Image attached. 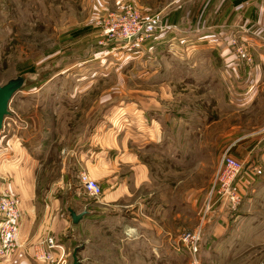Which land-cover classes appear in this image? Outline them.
Wrapping results in <instances>:
<instances>
[{"label": "rangeland", "instance_id": "1", "mask_svg": "<svg viewBox=\"0 0 264 264\" xmlns=\"http://www.w3.org/2000/svg\"><path fill=\"white\" fill-rule=\"evenodd\" d=\"M186 1L190 14H205L208 9V0H0V84L18 75L27 78L11 100L3 130L23 129L29 144L35 140L47 145L48 136L40 132L43 127L59 134L53 160H46L39 170L44 182L55 179L63 168L60 148L72 153L79 137L88 140L103 128L109 136L119 132L123 139L126 131L143 128L141 104L159 98L152 92L161 93L163 88L149 85L147 76L154 77L158 70L156 76L169 82L181 79L176 58L184 60L180 48L185 41L152 40L153 53H146L144 46L151 38L106 41L98 21L109 12L132 7L143 16H157L165 30L166 18ZM212 40L202 38L198 45H211ZM231 45L238 46V40ZM182 81L171 82L173 97L166 105L184 110L182 121L172 123L178 127V141L184 142V165L179 170L166 162L168 180L151 184L153 226L146 231L145 242L142 229H125L127 221H120L117 214L106 218L100 213L104 217L98 223L88 222L86 231L76 234L65 262L57 259L54 264H72L75 248L80 264H264V161L248 162L259 165L262 174L238 181L242 201L235 210L218 201L204 214V201L228 147L227 131L234 123L224 120L216 102H223L222 86ZM85 195L94 207L96 199ZM132 202L123 197L106 206L105 213L126 212ZM197 228L201 234L194 254L180 238Z\"/></svg>", "mask_w": 264, "mask_h": 264}, {"label": "crops", "instance_id": "2", "mask_svg": "<svg viewBox=\"0 0 264 264\" xmlns=\"http://www.w3.org/2000/svg\"><path fill=\"white\" fill-rule=\"evenodd\" d=\"M186 4L187 1L177 5L166 18V29L146 42L164 39L170 42L176 38L185 41L186 45L180 48L184 60L176 58L181 79L191 81L194 86L205 84L224 89L223 102L220 104L221 99L216 102L223 109L224 120L234 123L227 131L229 136L224 146L230 147L231 154L240 160L259 163L261 158L264 161V0H208L207 11L200 15L197 11L190 14ZM202 38H213V44L198 45ZM231 39L238 40L239 45L232 46ZM150 43L144 46L146 53L154 49L155 45ZM239 47L248 49L252 63L240 57L236 52ZM163 70L159 69V73ZM157 72L154 71V77L144 79L149 85L163 88L161 93L152 92L159 98L152 97L141 104L146 117L143 128L139 129L140 122L134 123L139 131H126L123 139L119 132L113 137L102 128L88 140L79 137L72 153L61 147L59 153L63 151V155L59 157L63 168L57 170L55 175L58 176L51 181L47 178L44 182L39 170L46 160L48 163L53 160L57 132L49 127L39 130L42 136H48L47 145L38 141L36 144L34 138L29 144L30 138L23 129L1 132L0 197L4 191L17 195L21 200V217L17 235L20 247L0 257V264H54L60 257L58 250L53 251L52 262L36 257L37 251H50L46 238L52 236L62 243L68 255L69 244L77 239L76 234L86 231L88 222L98 223L104 217L100 213L106 218L117 214L120 221H127L125 229H142L145 242L146 231L153 226L151 184L168 180L166 162L183 169L185 156L184 142L177 139L178 127L172 124L182 121L184 110L168 109L166 105L173 97L169 89L171 82L183 84V81L176 78V82L172 79L169 82L167 78L156 76ZM37 150H42L41 154L46 152L40 156ZM261 152L262 156L258 157ZM162 165L165 168H161ZM82 171L103 187L102 195L94 200L96 205L92 208L84 190L81 191L79 175ZM246 178L248 176L244 175L240 179ZM123 197L133 198L129 204L133 208L119 214L105 213L106 206ZM69 208L77 213L86 211L78 224L73 223ZM1 218L0 214V222Z\"/></svg>", "mask_w": 264, "mask_h": 264}, {"label": "built area", "instance_id": "3", "mask_svg": "<svg viewBox=\"0 0 264 264\" xmlns=\"http://www.w3.org/2000/svg\"><path fill=\"white\" fill-rule=\"evenodd\" d=\"M101 28V36L106 41H144L156 35L162 30L164 24L157 16L147 17L141 15L136 9L129 7L122 12H109L104 15L97 23ZM234 42V39H231ZM241 58L247 62H252V55L248 49L239 47L236 49ZM262 174L259 165L250 164L245 160L234 157L230 152V147L224 150L220 164L216 170L215 178L211 184L207 200L204 201V212L210 209V206L216 202L223 203L230 210H235L242 201L241 187L238 184L240 178L244 175L258 176ZM84 193L89 197L99 198L103 193L102 186L97 180L91 178L87 172L83 171L79 175ZM21 200L17 195L4 191L0 197V257H6L14 253L20 246L17 243L19 231V222L21 217L20 211ZM200 228L186 231L181 234V241L194 254L198 251L200 240ZM49 252H36V257L46 261H53V251L58 250L60 257L57 262H65V249L63 245L54 237H48L45 240ZM194 264H199L195 261Z\"/></svg>", "mask_w": 264, "mask_h": 264}, {"label": "water", "instance_id": "4", "mask_svg": "<svg viewBox=\"0 0 264 264\" xmlns=\"http://www.w3.org/2000/svg\"><path fill=\"white\" fill-rule=\"evenodd\" d=\"M27 78L25 75H18L15 78L8 80L5 84H0V134L3 130L6 117L10 114V103L17 92H19L25 84ZM69 212L73 223H78L86 214V211L81 213L75 212L69 208ZM78 249L75 248L72 254V264H80L78 259Z\"/></svg>", "mask_w": 264, "mask_h": 264}]
</instances>
